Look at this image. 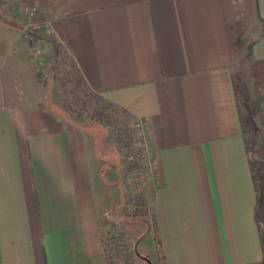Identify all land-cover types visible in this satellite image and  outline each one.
I'll return each instance as SVG.
<instances>
[{
    "label": "crops",
    "instance_id": "1",
    "mask_svg": "<svg viewBox=\"0 0 264 264\" xmlns=\"http://www.w3.org/2000/svg\"><path fill=\"white\" fill-rule=\"evenodd\" d=\"M245 37L264 110V0H0V264H108L102 216L125 222L118 154L39 83L62 53L147 124L143 259L264 264V149L254 161L236 79Z\"/></svg>",
    "mask_w": 264,
    "mask_h": 264
},
{
    "label": "rangeland",
    "instance_id": "2",
    "mask_svg": "<svg viewBox=\"0 0 264 264\" xmlns=\"http://www.w3.org/2000/svg\"><path fill=\"white\" fill-rule=\"evenodd\" d=\"M29 28L31 29V26ZM241 44L236 79L240 85L239 94L247 116L246 120L250 121L252 157L254 161H257L260 159L259 152L264 149V110L263 106L259 108L255 105L256 92L262 88V81L255 63L248 53L250 42L247 37L241 40ZM33 57L38 58L37 50L33 53ZM36 64L37 67L41 65L39 60H36ZM38 74H40L39 83L49 94V103L55 107V110L66 119L90 130L98 139L102 141L106 139L107 146H104L103 153H107L112 158L116 156V153L118 154L123 171L117 183L118 188L123 190L124 202L119 208L120 212L115 215L121 216L122 223L125 221L122 226L118 225V227L132 242L136 243L137 251L140 254L137 264H148L143 259L144 257L148 258L145 251L142 250L144 247L140 246L138 241L139 237L145 233L144 226L140 224V229L134 227L136 222L142 223L143 221H147L153 227L152 215L147 209L145 200L144 187L147 179L138 182L128 181L130 173L134 171L130 168L129 163L136 161L137 157L133 154V161L129 160L127 151L133 150L134 153L143 149V143L137 135L135 125L137 119L126 110L117 107L92 91L73 60L66 53H62L61 57L55 61V70L52 74L47 75L44 72ZM136 162V165L132 167L137 168L138 173L143 171L144 177H147L145 171L147 166L144 160L141 163ZM257 171L259 175L258 166ZM258 183L259 186L262 183L259 178ZM262 188L263 185H261ZM151 242L146 238L145 246L149 254L154 255Z\"/></svg>",
    "mask_w": 264,
    "mask_h": 264
},
{
    "label": "built area",
    "instance_id": "3",
    "mask_svg": "<svg viewBox=\"0 0 264 264\" xmlns=\"http://www.w3.org/2000/svg\"><path fill=\"white\" fill-rule=\"evenodd\" d=\"M135 125L137 135L144 147L147 143V124L143 120L137 119ZM133 154L137 157L136 161L141 163L144 160L146 165L143 149L137 150L134 153L133 150H128L127 155L131 161L134 158ZM136 161L129 163L130 168L134 169L128 177L129 182L143 181L145 178H148L144 177L145 173L143 171L138 173L137 168H133L137 163ZM145 171L148 176L147 167ZM102 225L103 244L108 264H137V259L140 258V254L137 251L136 243L132 242L125 233L121 232L118 225L110 218L109 213L102 216Z\"/></svg>",
    "mask_w": 264,
    "mask_h": 264
},
{
    "label": "trees",
    "instance_id": "4",
    "mask_svg": "<svg viewBox=\"0 0 264 264\" xmlns=\"http://www.w3.org/2000/svg\"><path fill=\"white\" fill-rule=\"evenodd\" d=\"M262 154L264 156V150H262ZM262 236H263L262 243H263V249H264V231L262 233ZM156 243H157L158 251L160 252V241L158 240V237L156 238Z\"/></svg>",
    "mask_w": 264,
    "mask_h": 264
},
{
    "label": "water",
    "instance_id": "5",
    "mask_svg": "<svg viewBox=\"0 0 264 264\" xmlns=\"http://www.w3.org/2000/svg\"><path fill=\"white\" fill-rule=\"evenodd\" d=\"M148 262V264H152L150 260H146Z\"/></svg>",
    "mask_w": 264,
    "mask_h": 264
}]
</instances>
